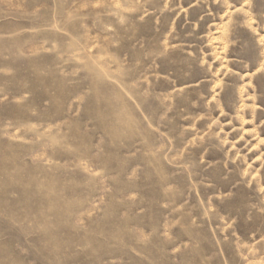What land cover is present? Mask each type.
Listing matches in <instances>:
<instances>
[{"label":"rangeland","instance_id":"rangeland-1","mask_svg":"<svg viewBox=\"0 0 264 264\" xmlns=\"http://www.w3.org/2000/svg\"><path fill=\"white\" fill-rule=\"evenodd\" d=\"M0 264H264V0H0Z\"/></svg>","mask_w":264,"mask_h":264}]
</instances>
